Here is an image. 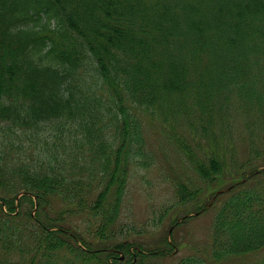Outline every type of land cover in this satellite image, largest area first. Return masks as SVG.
Returning <instances> with one entry per match:
<instances>
[{"label":"trees","instance_id":"obj_1","mask_svg":"<svg viewBox=\"0 0 264 264\" xmlns=\"http://www.w3.org/2000/svg\"><path fill=\"white\" fill-rule=\"evenodd\" d=\"M240 116L255 157L238 164ZM144 117L203 180L232 179L208 202L218 198L211 259L264 248V0H0V264L168 255V236L154 234L170 211L186 220L207 207L201 188L179 183L152 221L119 225L132 165L154 160ZM147 227L153 236L129 240Z\"/></svg>","mask_w":264,"mask_h":264},{"label":"rangeland","instance_id":"obj_2","mask_svg":"<svg viewBox=\"0 0 264 264\" xmlns=\"http://www.w3.org/2000/svg\"><path fill=\"white\" fill-rule=\"evenodd\" d=\"M245 119L244 116L233 117L232 121L235 149L228 155L234 157L238 164L245 162L249 157H255L251 152L250 142L239 135V132L243 131ZM144 121L147 147L154 160L150 166L145 168L136 164L132 165L119 225L142 228L149 220L152 221L154 213L160 207L177 202L176 186L179 183H186L190 188L199 187L202 189L201 198L197 202L199 205L206 206L207 209L196 216L194 214L196 212H193L194 215L185 220L182 216H184L186 209L178 206L176 209L173 208L165 221L166 224L162 227L163 231L154 234L158 237L167 235L172 246L167 256L154 258L152 262L156 264H182L186 257L196 256L198 260H202L203 264H264V248L244 255L231 256L223 261L211 259L209 247L218 198L215 199V206H213L214 204L209 205V201L213 198L214 192L226 190L225 187L230 185L232 179L219 183H208L203 180L176 144L170 141V137L165 132L167 129L165 130L161 120L156 119V123L149 124L147 118L144 117ZM258 143V148L264 150L262 140H259ZM254 165L260 170L264 169V161L261 157L255 159ZM248 168L247 166L246 169ZM257 180H260V184L264 188V175H261ZM182 209L183 211H181ZM173 217L179 218V226L171 227L170 221ZM76 222L79 224L81 220L73 219V223ZM67 223L69 225V222ZM170 229L173 236L172 233L171 235L168 233ZM145 230L146 232L143 234L131 235L129 240L140 243L146 241L149 236H153V233L149 234L148 227ZM123 263L126 264V260Z\"/></svg>","mask_w":264,"mask_h":264},{"label":"flooded vegetation","instance_id":"obj_3","mask_svg":"<svg viewBox=\"0 0 264 264\" xmlns=\"http://www.w3.org/2000/svg\"><path fill=\"white\" fill-rule=\"evenodd\" d=\"M125 259V258H124ZM124 259L123 258H121V261H124Z\"/></svg>","mask_w":264,"mask_h":264},{"label":"water","instance_id":"obj_4","mask_svg":"<svg viewBox=\"0 0 264 264\" xmlns=\"http://www.w3.org/2000/svg\"><path fill=\"white\" fill-rule=\"evenodd\" d=\"M195 214H198V213H195ZM122 258H124V256H122Z\"/></svg>","mask_w":264,"mask_h":264}]
</instances>
